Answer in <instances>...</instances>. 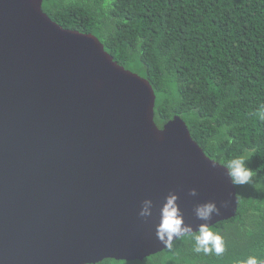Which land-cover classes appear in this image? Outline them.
I'll return each instance as SVG.
<instances>
[{"label": "water", "instance_id": "obj_1", "mask_svg": "<svg viewBox=\"0 0 264 264\" xmlns=\"http://www.w3.org/2000/svg\"><path fill=\"white\" fill-rule=\"evenodd\" d=\"M43 1L0 0V264L143 261L166 250L155 224L169 191L194 230L197 203L226 202L210 227L234 218L225 167L180 117L158 128L149 81Z\"/></svg>", "mask_w": 264, "mask_h": 264}, {"label": "trees", "instance_id": "obj_2", "mask_svg": "<svg viewBox=\"0 0 264 264\" xmlns=\"http://www.w3.org/2000/svg\"><path fill=\"white\" fill-rule=\"evenodd\" d=\"M64 29L93 34L114 61L147 79L154 122L175 116L212 161L251 154L234 218L211 230L225 251L195 253L186 235L143 261L97 264H240L264 260V0H44ZM231 137V142L226 139Z\"/></svg>", "mask_w": 264, "mask_h": 264}, {"label": "clouds", "instance_id": "obj_3", "mask_svg": "<svg viewBox=\"0 0 264 264\" xmlns=\"http://www.w3.org/2000/svg\"><path fill=\"white\" fill-rule=\"evenodd\" d=\"M260 118L264 119V108L260 110ZM226 139L231 142V137H226ZM250 160L251 154L248 153L236 156L226 163L224 166L225 175L231 185L236 187L252 182L253 171L248 167V162ZM188 195L196 197L198 195L197 190L195 188H190L188 190ZM178 200L179 196L174 191H169L168 194L164 196L163 202L159 207L158 222L155 224L156 239L164 248L171 251L173 249L174 240H179L186 235H191L194 241L192 250L195 253L222 254L225 251L223 238L221 235L211 230L210 224L214 217L221 214V209L227 207L226 202L220 201L219 206L215 200L197 203L193 208V214L200 223L194 230L191 224L185 223L184 215ZM152 214L153 201L146 198L141 201L138 216L142 219H146L151 217ZM240 264H264V261L258 260L255 256H249L246 260L240 261Z\"/></svg>", "mask_w": 264, "mask_h": 264}]
</instances>
